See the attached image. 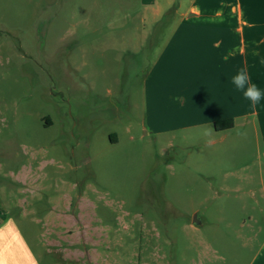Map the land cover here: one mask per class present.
I'll use <instances>...</instances> for the list:
<instances>
[{
	"label": "rangeland",
	"instance_id": "374dc122",
	"mask_svg": "<svg viewBox=\"0 0 264 264\" xmlns=\"http://www.w3.org/2000/svg\"><path fill=\"white\" fill-rule=\"evenodd\" d=\"M201 1L156 20L139 0H0V205L39 264H249L262 247L264 148L244 120L222 142L176 127L149 78ZM226 1L261 23L264 0Z\"/></svg>",
	"mask_w": 264,
	"mask_h": 264
},
{
	"label": "crops",
	"instance_id": "0c3cea01",
	"mask_svg": "<svg viewBox=\"0 0 264 264\" xmlns=\"http://www.w3.org/2000/svg\"><path fill=\"white\" fill-rule=\"evenodd\" d=\"M139 1L156 20L173 3L165 0L162 7L158 0ZM249 15H255L251 6L244 8L240 2L226 0H202L190 7L174 19L176 29L153 64L149 78L152 82L160 78L166 85L162 103L179 120L176 127L206 129L211 126L213 135H218L222 142L231 137L237 121L244 120L245 132L248 134L251 130L255 146L264 148V96L253 106L232 83V77L246 67L252 82L264 93V15L261 23L258 17ZM225 57L224 62H208L211 58L218 61ZM251 115L257 116L255 123L249 120ZM230 119L234 121L232 129L214 130V123ZM258 135L261 142L256 138ZM1 207L2 204L0 264H39L18 226ZM249 264H264V243Z\"/></svg>",
	"mask_w": 264,
	"mask_h": 264
},
{
	"label": "clouds",
	"instance_id": "9594fccd",
	"mask_svg": "<svg viewBox=\"0 0 264 264\" xmlns=\"http://www.w3.org/2000/svg\"><path fill=\"white\" fill-rule=\"evenodd\" d=\"M254 55H259V53H254ZM225 59H227V57H225ZM232 83L237 90L243 93L244 98L250 101L253 106L257 105L261 101L262 96H264V93L261 92L257 84L252 82L246 67L241 68L232 77ZM213 132L212 127L208 126L204 131V135L211 136Z\"/></svg>",
	"mask_w": 264,
	"mask_h": 264
},
{
	"label": "trees",
	"instance_id": "16d2710c",
	"mask_svg": "<svg viewBox=\"0 0 264 264\" xmlns=\"http://www.w3.org/2000/svg\"><path fill=\"white\" fill-rule=\"evenodd\" d=\"M233 126H234V121L230 119V120L214 123L213 128L215 131H227L232 129Z\"/></svg>",
	"mask_w": 264,
	"mask_h": 264
},
{
	"label": "water",
	"instance_id": "95a60500",
	"mask_svg": "<svg viewBox=\"0 0 264 264\" xmlns=\"http://www.w3.org/2000/svg\"><path fill=\"white\" fill-rule=\"evenodd\" d=\"M193 224H196V222H195V221H193Z\"/></svg>",
	"mask_w": 264,
	"mask_h": 264
}]
</instances>
